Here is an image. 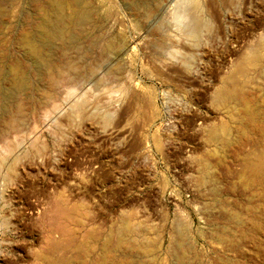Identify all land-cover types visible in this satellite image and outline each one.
I'll list each match as a JSON object with an SVG mask.
<instances>
[{
  "label": "rangeland",
  "instance_id": "rangeland-1",
  "mask_svg": "<svg viewBox=\"0 0 264 264\" xmlns=\"http://www.w3.org/2000/svg\"><path fill=\"white\" fill-rule=\"evenodd\" d=\"M52 1L0 6V264H264V0H80L43 71Z\"/></svg>",
  "mask_w": 264,
  "mask_h": 264
},
{
  "label": "bare ground",
  "instance_id": "bare-ground-1",
  "mask_svg": "<svg viewBox=\"0 0 264 264\" xmlns=\"http://www.w3.org/2000/svg\"><path fill=\"white\" fill-rule=\"evenodd\" d=\"M4 2L5 0H0V6H2ZM80 2V0L48 2V4L45 6L46 13L44 20L42 23H40V25H38L39 28H36L38 30H35L36 32H33L34 34L32 35L22 36L20 43L22 47L24 46V48L27 50V56L29 54V56L34 61H36V63H38V66L41 68V70L44 71L55 68L52 59L50 56H47L48 50L46 52V48H58L59 50H67L71 48L74 44V40L70 37L73 30L80 29L89 19V11L79 5ZM67 8H73L75 10L71 17H67L65 15V10ZM112 49L114 50V47H112ZM21 71L23 70L19 69V67H11L6 70L0 69V91L3 96L6 97V99H12L14 94L23 90L25 87L26 80L23 78ZM5 80L11 82L12 89L8 90L3 87V82ZM4 93L6 95H4ZM261 110L258 111L250 108L247 110L246 108V111L248 112L247 117H249L248 124L251 126L250 128H253L254 130H260L259 132L264 142V111ZM258 158L255 161L249 160L246 163L244 162L246 172L245 176L247 181L252 182L253 184H262L263 186L264 161H261L263 160L262 158Z\"/></svg>",
  "mask_w": 264,
  "mask_h": 264
},
{
  "label": "built area",
  "instance_id": "built-area-1",
  "mask_svg": "<svg viewBox=\"0 0 264 264\" xmlns=\"http://www.w3.org/2000/svg\"><path fill=\"white\" fill-rule=\"evenodd\" d=\"M163 122H165V123L160 125V129L161 130L165 129L168 126L167 124H168L169 121H168V119H164ZM153 130H154V128L152 126L148 128L149 132H153ZM112 133H113V131L110 130L107 134L110 135ZM151 151H152L151 145L147 144V152L150 153ZM111 156H112L111 152L108 149H106L105 152H104V158H105V161L107 163L110 161Z\"/></svg>",
  "mask_w": 264,
  "mask_h": 264
}]
</instances>
